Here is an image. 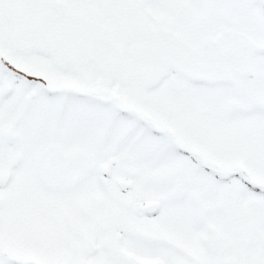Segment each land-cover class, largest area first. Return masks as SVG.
<instances>
[{
    "label": "snow or ice",
    "instance_id": "1",
    "mask_svg": "<svg viewBox=\"0 0 264 264\" xmlns=\"http://www.w3.org/2000/svg\"><path fill=\"white\" fill-rule=\"evenodd\" d=\"M0 264H264V0H0Z\"/></svg>",
    "mask_w": 264,
    "mask_h": 264
}]
</instances>
